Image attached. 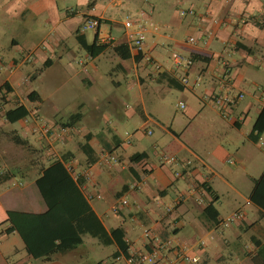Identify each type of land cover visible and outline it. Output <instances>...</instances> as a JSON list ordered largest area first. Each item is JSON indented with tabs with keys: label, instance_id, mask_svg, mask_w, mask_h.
I'll return each instance as SVG.
<instances>
[{
	"label": "crops",
	"instance_id": "0c3cea01",
	"mask_svg": "<svg viewBox=\"0 0 264 264\" xmlns=\"http://www.w3.org/2000/svg\"><path fill=\"white\" fill-rule=\"evenodd\" d=\"M125 10H134L137 17L146 12L142 50L134 48L127 36L125 16H120ZM89 16L100 20L99 27L81 31ZM79 36L104 47L92 54ZM107 37L112 41L104 42ZM4 40L6 46H0V173L13 175L0 184L5 220L9 211H46L33 186L55 159L71 157L80 171L92 172L80 185L86 196L102 195L89 200L91 213L113 239L104 252L94 248L92 258H85L83 240L78 248L52 260L33 258L23 240L24 251L1 240L0 264H128V252L151 248L145 228L170 246L189 245L199 257L197 264H232L234 259L239 264H264V0H0V43ZM175 52L191 60L179 68L194 76L192 84L188 78L185 83L194 100L186 103V92L180 100L191 120L206 108L215 113L218 94H244L228 118L213 116L207 129L192 134L193 138L173 128L182 118L170 117L163 106L175 77ZM21 106L29 115L12 121L9 114L13 116ZM104 108L111 121L102 125ZM78 112L80 119L71 132L60 131L58 124ZM38 114L50 125L57 124L53 136L34 130ZM136 115L144 126L152 122L159 132L146 145L138 142L134 147L122 128ZM213 132L220 138L210 140L215 141L213 147L204 148V153L203 136ZM150 134L147 130L141 138ZM15 136L26 144H17ZM161 150L190 164L163 161ZM134 154L142 156L132 161ZM215 159L237 167L224 173ZM242 176L251 183L246 191L235 183ZM25 178L31 179L30 185H25ZM225 186L244 197L242 207L235 209L222 200ZM120 187L127 189L129 203L116 212L114 193ZM246 205L255 209L250 222ZM241 209L246 214L243 220L222 226L223 220ZM16 234L7 235H15L18 243ZM159 264L191 263L170 249L163 251Z\"/></svg>",
	"mask_w": 264,
	"mask_h": 264
},
{
	"label": "trees",
	"instance_id": "16d2710c",
	"mask_svg": "<svg viewBox=\"0 0 264 264\" xmlns=\"http://www.w3.org/2000/svg\"><path fill=\"white\" fill-rule=\"evenodd\" d=\"M78 38L81 45L92 54L95 53L97 47H99V51L104 47L97 46L96 43L88 44L81 36ZM15 111L13 116L9 114L12 121L29 115L23 106ZM79 119V112L72 114L65 122L58 124L60 131L63 132L62 128H66L68 132L64 133L69 134ZM51 126L49 134H46L49 137L54 135L55 127H58L57 124H51ZM14 141L17 144H26L18 136L14 137ZM84 147L87 149L88 145L85 144ZM139 156L142 154H134L131 160L137 161ZM71 160H73L71 157L65 161L55 159L43 170L35 182L47 206L46 211L43 213L9 211L7 214V221L10 225L5 233L9 234L16 231L21 236L27 253L35 259L52 260L56 254L67 253L83 244V237L77 223L89 215L93 209L81 188L80 182L73 178L66 167V163ZM12 177L13 175L9 171L0 173V184ZM208 190L212 192L211 188Z\"/></svg>",
	"mask_w": 264,
	"mask_h": 264
},
{
	"label": "rangeland",
	"instance_id": "374dc122",
	"mask_svg": "<svg viewBox=\"0 0 264 264\" xmlns=\"http://www.w3.org/2000/svg\"><path fill=\"white\" fill-rule=\"evenodd\" d=\"M130 12V14H132L133 16H136V14L134 13V10H125V11H121L120 12V16L123 17L126 15V13ZM94 32L96 31V29H88L85 30V32ZM6 40H4V43H0V46L3 48L6 46ZM177 53V52H175ZM175 68V67H174ZM36 70L37 67L35 68ZM193 75L192 73H190V76H186L185 73H183L179 68H175V77L172 79V83H171V87L168 88L170 90L166 91V98H165V105L163 102V106L166 107L167 109V114L172 117L174 114L178 117V118H182V121H180V124L176 123L174 124V129H176L178 132L180 133H184L185 136H190V137H194L192 136V134H196L199 131H204L206 130V126L207 124H210V120L212 119V117L214 116L215 118H217V120H220V118L222 117V114L219 110V108H217L216 106V110L215 113L217 114L216 117L215 113H213L210 109H205L203 110V112H201V114L199 116H197L196 118H193L192 120L186 116L185 112V108L183 107H179V102L182 99L181 97V93L182 92H186L189 95V99L188 100H184L186 103L191 104L193 99V95L191 93V90H189L186 87V84L184 82L185 78H188L189 80V84H192L193 81ZM34 87H37L36 85L38 84H34ZM145 87V86H144ZM143 87V89H144ZM121 90H125V88L123 87ZM139 90V89H138ZM130 101V100H129ZM131 102V101H130ZM106 106V105H105ZM219 110V111H218ZM220 112V113H219ZM111 113H109L106 108H104V115L105 117H108V119H106L105 117L102 118V125H105L107 123V120H110ZM39 117V124H42L43 122H47L48 124H50L47 120H45L41 115L38 114ZM162 117V116H161ZM162 118L165 119V117L163 116ZM167 119V118H166ZM134 120V121H133ZM129 119L127 120L128 122H126L125 126L122 128V134L127 138V139H131L133 142L134 147L137 146L138 142H141L142 144L146 145V143L150 142L147 139H152L153 137H155L157 135V133L159 132L158 127L154 126V124L152 122H149L148 124H146L145 126L144 124V120L141 119L138 115L135 116L134 119ZM222 120V119H221ZM190 121H192V125L189 126ZM55 122V121H54ZM178 122V121H177ZM53 123V122H52ZM171 122H168V125L171 126L170 124ZM143 125V126H142ZM217 125L220 126L217 122ZM11 124L7 125V128H10ZM95 127H98V125H95ZM212 131L213 128L211 127ZM150 131L151 134L149 137H142L143 133L146 134V132ZM214 130L218 133V127L216 126L214 128ZM127 132V133H126ZM155 132V134L153 135V133ZM136 133V134H135ZM197 135V134H196ZM128 136V137H127ZM130 137V138H129ZM203 138L207 141L205 142L203 140V144L201 147V151H203L204 153L206 152V150L204 148H210L213 147V143L217 140H219L220 137H218V135L212 134V136H209L208 134L203 136ZM214 138L215 141H213L211 143L210 140H212ZM248 142V141H246ZM241 144V142H240ZM248 144V143H246ZM161 146H163L161 144ZM135 149V148H134ZM245 151V150H244ZM73 152V150H72ZM213 159V157L211 158ZM215 164L218 167H224V173L226 171V169H233L236 168V165H230V164H224V163H220L215 159ZM239 168V167H238ZM243 173V171L241 172ZM30 178H25L24 179V183L25 185H30ZM235 183L237 184V187L242 188L243 191H246L248 189H250V181H247V179H245L243 176L241 177L240 181H235ZM35 190L38 189L37 187L34 185L33 186ZM126 193H127V189L125 187H120L115 193H114V197L118 200L122 199V198H126ZM223 196H222V200L224 201H228L230 203H228L231 207L239 208L242 207L245 203V199L242 196H236L234 194V191H232L230 188H228L227 186H225L223 188ZM129 199L130 196H128ZM228 205V206H229ZM226 204V207H228ZM245 210H247V212H249L248 215V221H252L254 214L253 212L255 211L254 207L251 205H246L245 206ZM6 216H3L2 214V210L0 209V231H2L3 229L6 228L7 224L9 222H7L6 220ZM109 222V220H108ZM110 224V222H109ZM77 226L79 228L80 234L83 237L84 240V247L86 246V256L85 258H92L95 256L94 254V248L99 249L100 251H105L111 244L110 241H112V236L110 235V232L105 230V227L103 225V223H101L99 221V219L97 218V216L94 213L89 214L86 217H83L82 219H80L77 223ZM144 233V232H143ZM18 237V243L16 241H14V237L15 235H11L8 237V235L6 233L2 232L0 233V241H8L10 242L11 248L14 249L16 247H20L21 251H24L23 247L21 244H23L22 239L19 237L18 234H16ZM20 242V243H19ZM36 262H42V260H35ZM118 264H125L124 262H118ZM232 264H239V262H237L235 259L233 260Z\"/></svg>",
	"mask_w": 264,
	"mask_h": 264
},
{
	"label": "built area",
	"instance_id": "2783aa9c",
	"mask_svg": "<svg viewBox=\"0 0 264 264\" xmlns=\"http://www.w3.org/2000/svg\"><path fill=\"white\" fill-rule=\"evenodd\" d=\"M75 9H72L74 11ZM194 10L190 9L189 13H193ZM146 12L141 11L140 16H133L130 13H127L123 20V25L125 29L127 30V36L130 40L131 45L136 48L137 50H142L146 41V22L143 21V18L145 17ZM142 18V19H141ZM100 25V21L97 17L89 16L86 18L84 24L81 27V31H85L88 29H96ZM112 39L110 37H107L104 39V42H111ZM190 41H195L194 38H190ZM148 61H152V58L150 56H146ZM32 57L30 58V60ZM173 62L174 66L177 68L182 67L183 65H188L191 63L190 59H185L184 56H182L179 53H174L173 55ZM159 67V65H157ZM187 78L184 79V82L187 83ZM244 96L243 93L235 94V95H223L218 94L214 98V102L216 106L219 108L221 114L223 117L228 118L229 117V111L236 105L237 101ZM180 107H185L184 102H180ZM39 118L35 117V131L43 132L45 135L49 134V131L51 130V125L47 122H43L42 124H39ZM63 132H68V129L62 128ZM149 133H151L149 131ZM160 157L163 161H169V162H177L181 165H189V160H180L175 155H170L166 151L161 150L160 151ZM66 167L68 171L72 174L73 178L80 182L82 178L88 177L91 175V171H88L86 169L85 171H80L78 169V165L75 161L71 160L66 163ZM177 176L181 175V172L178 171L176 173ZM102 195L100 193H89L87 195V198L89 200H92L94 197L100 198ZM129 203L127 198H122L118 200L114 206L113 210L118 211L122 206H125ZM247 203H250L249 201ZM245 211L244 210H237L233 212L229 217H227L222 222L223 227H229L232 224L238 223L241 220L245 218ZM144 236H146L148 239H150V245L151 248L149 250H136V251H130L128 252V255L126 256V261L128 264H159V261L161 260V256L164 250L169 251L170 249H174V251L177 254V257H179L182 260H185L191 264H197L199 262V257L195 256L191 252V247L187 244H180L176 246H170V243L168 241L161 240L150 228L144 229ZM129 248L131 249L130 245Z\"/></svg>",
	"mask_w": 264,
	"mask_h": 264
}]
</instances>
